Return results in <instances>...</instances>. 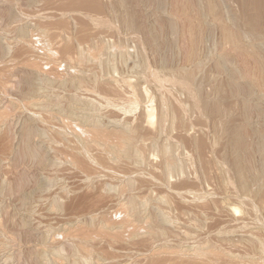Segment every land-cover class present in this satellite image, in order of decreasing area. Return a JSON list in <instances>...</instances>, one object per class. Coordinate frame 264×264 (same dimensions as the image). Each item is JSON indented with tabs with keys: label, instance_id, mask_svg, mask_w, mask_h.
Here are the masks:
<instances>
[{
	"label": "rangeland",
	"instance_id": "374dc122",
	"mask_svg": "<svg viewBox=\"0 0 264 264\" xmlns=\"http://www.w3.org/2000/svg\"><path fill=\"white\" fill-rule=\"evenodd\" d=\"M262 144L264 0H0V264H264Z\"/></svg>",
	"mask_w": 264,
	"mask_h": 264
},
{
	"label": "bare ground",
	"instance_id": "6f19581e",
	"mask_svg": "<svg viewBox=\"0 0 264 264\" xmlns=\"http://www.w3.org/2000/svg\"><path fill=\"white\" fill-rule=\"evenodd\" d=\"M194 28H195V27H194ZM189 30H190V29H189ZM189 30H188V31H189ZM230 38H231V37H230ZM232 38H233V37H232ZM230 40H232V39H230ZM232 43L235 44V43H237V42H234V41H233ZM236 45H238V44H236ZM235 48H236V47H235ZM235 48L233 47V49H235ZM224 56H225V55H224ZM224 56H223L222 58H223L224 61L226 60V62H227V61H228V59H227L228 57H226V58L224 59ZM224 61H223V64L226 63V62H224ZM252 83H253V82H252ZM254 83H255V81H254ZM152 113H153V112H152ZM151 115H152V114H151ZM151 118H152V117H151ZM263 147H264V146H263V144H262V148H263ZM259 149H260V148H259ZM263 168H264V167H263Z\"/></svg>",
	"mask_w": 264,
	"mask_h": 264
}]
</instances>
